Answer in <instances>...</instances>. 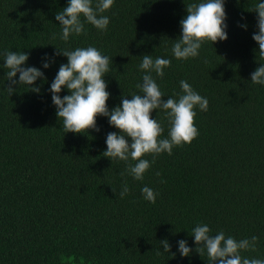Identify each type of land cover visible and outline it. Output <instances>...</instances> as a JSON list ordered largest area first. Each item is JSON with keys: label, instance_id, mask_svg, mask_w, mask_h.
<instances>
[{"label": "trees", "instance_id": "1", "mask_svg": "<svg viewBox=\"0 0 264 264\" xmlns=\"http://www.w3.org/2000/svg\"><path fill=\"white\" fill-rule=\"evenodd\" d=\"M67 2L0 0V52L25 51L27 65L41 67L55 46L98 48L112 58L104 77L109 109L122 93L138 92L144 54L168 58L164 76L153 73L162 99L177 96L186 80L208 108L195 109L198 135L191 143L159 154L135 180L126 171L135 161L103 156L106 134L119 131L106 117H96L99 132L65 133L48 89L66 57L42 69L39 93L21 85L9 95L7 70L0 68V264H209L190 236L201 222L212 235H256L255 248L240 254L264 259V86L250 76L264 63L252 39L257 0H225L227 40L205 42L188 59H176L171 49L194 0H114L102 13L110 18L106 31L86 23L84 33L65 42L55 14ZM245 22L247 30L239 27ZM155 117L167 137V119L159 110ZM143 158L152 161V154ZM125 182L129 191L121 198ZM145 185L159 193L155 203L143 199ZM180 239L193 249L189 257L177 252Z\"/></svg>", "mask_w": 264, "mask_h": 264}, {"label": "clouds", "instance_id": "2", "mask_svg": "<svg viewBox=\"0 0 264 264\" xmlns=\"http://www.w3.org/2000/svg\"><path fill=\"white\" fill-rule=\"evenodd\" d=\"M114 0H68L67 5L55 14L59 22V38L67 42L70 36H78L86 31L85 24H91L100 31H106L110 23L107 15H102L110 9ZM253 10L257 13L256 27L252 39L258 44V53L264 57V0H257ZM245 20V17H241ZM180 35L172 46V55L176 59L195 58L203 43L210 41H225L228 38L227 14L225 0H194L186 7V15L180 20ZM247 30V23L239 24ZM55 35L53 38H55ZM49 56L45 53L41 67L27 65L29 54L25 51L4 50L0 52V68L6 69V90L11 95L15 86L26 85L32 92L39 93L35 84L38 79H46L42 69H48L55 62V56L63 55L67 63H61L50 83L48 91L56 116L62 120L65 133H84L88 129L100 131L96 117L103 116L111 127L119 131L106 134V150L103 156L110 160L135 161L126 169L127 174L135 180H143L145 172L161 153L172 154L174 146L191 143L198 135L194 124L195 109L201 111L208 108V99L197 91L186 80H180L181 92L177 96L162 99L156 77L164 76V69L171 64L170 59L153 58L144 54L138 69L142 78L136 83L138 92L130 95L122 93L120 104L109 109L107 101L110 92L104 77L110 72V58L94 47H76L72 50L60 49ZM17 73H19L18 79ZM251 82L264 86V63H261L251 74ZM66 89L68 94L61 97ZM128 97H131L130 99ZM153 110H159L168 122L167 137H162L164 128L156 118H151ZM152 154V161L145 157ZM124 175V173H121ZM114 191V190H113ZM129 189L125 182L119 192L123 198ZM143 199L155 203L159 195L151 187L141 188ZM196 245L195 251L206 253L209 264H264V259L242 257L241 250L255 248L258 237L236 239L226 235L223 230L211 234L207 223H197L191 229V235ZM164 252L170 251V244L165 239L161 241ZM177 252L181 257H189L193 249L186 239L177 241ZM175 255V253H173Z\"/></svg>", "mask_w": 264, "mask_h": 264}]
</instances>
